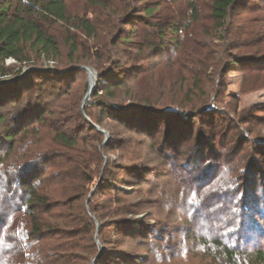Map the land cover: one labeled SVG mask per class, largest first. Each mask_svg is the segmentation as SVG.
Instances as JSON below:
<instances>
[{"label": "rangeland", "instance_id": "374dc122", "mask_svg": "<svg viewBox=\"0 0 264 264\" xmlns=\"http://www.w3.org/2000/svg\"><path fill=\"white\" fill-rule=\"evenodd\" d=\"M101 1L108 3V0ZM198 2V20L190 23L185 0H144L148 7L156 9L154 16L147 19L140 12L144 7L140 0H132L130 8L123 12H119L120 3L117 2L105 9L94 5L92 0L67 1L71 15L86 17L95 24L100 42L110 45L112 37L120 34L126 37L128 43L118 48L121 56L112 60L119 62L115 64L119 67L116 74L111 75L113 65L104 63V60L96 63L99 70H110L104 72L110 73L109 78L119 75L127 84L115 92L117 99L128 102L127 98L132 93L151 97L158 108L175 109L172 111L175 113L151 120L152 125L156 124L158 128L149 137L140 136L138 130L125 129L113 118L101 119L103 127L115 131L113 136L93 124L107 134V139L98 130L99 136L87 129L82 133L85 151L96 146L101 157L98 173L89 185L90 191L84 201L87 213L90 214L89 202L103 179L113 188L132 193L129 203L142 204L137 218H146L144 216L149 213L146 221L158 232L155 250L170 255L164 264H220L215 260L216 250L211 248L208 254L197 241L200 236H207L201 224L207 223L198 213L201 210H197L198 206H214L217 198L220 205L225 206L230 204L225 191L234 193V198L241 200L249 187L247 183L257 181L264 184V2L249 0L246 9L234 12L230 18L231 28L225 34L214 27L210 0ZM128 16L129 20H126ZM125 21L129 23L125 24ZM49 30L60 47L59 61L32 56L29 64H19L11 59L5 64L15 67L20 75L32 68L65 71L78 65L68 63L66 58L69 54L67 27L56 23ZM70 32L73 33L72 30ZM78 37L85 52L80 47L77 57L81 58L80 65H85L86 57L94 56V41L82 35ZM134 57H138L137 62L132 60ZM132 65H136L138 71L140 69L137 74L130 73ZM84 67L94 71L97 82L83 110L81 105L89 87V77L94 84L93 75L88 77L87 72L62 77L55 92L45 97L46 110L57 117L62 113L67 120L66 125L72 130L79 126L76 108L87 122L90 120L84 112L86 104H90L95 116L101 118L95 106L98 99L103 101L105 98L102 95L97 99L94 95H99L98 90L108 85L94 68ZM121 71L127 72L119 74ZM130 75L136 78L131 80L133 76ZM13 78L11 75L5 80ZM37 80L34 78L33 81ZM173 97L182 100L181 109L167 106V101L170 103ZM185 114L193 117L187 118ZM5 115L8 116L7 113ZM132 121L136 123V119ZM147 128L143 127L148 131ZM180 134L184 137L178 140ZM41 138L44 139L41 145H48L51 135L44 132ZM128 140L131 142V157L122 161ZM120 141L124 146L119 148ZM109 143L103 154L102 147ZM86 156L80 157L85 160ZM135 166L140 171L136 172ZM134 171L136 174L132 175ZM261 195L257 198L261 199ZM235 202L231 204L235 205ZM213 209L218 208L215 206ZM194 211H197L196 222H201V226L193 221ZM234 211L245 213L243 208ZM259 217L252 215L256 228L248 232L251 248L264 247L263 220L260 221ZM217 218L222 219L221 216ZM209 225L213 227L214 224ZM162 234L164 238H161ZM191 236L197 240L191 241ZM94 240L98 242L96 233ZM130 242L134 243V240Z\"/></svg>", "mask_w": 264, "mask_h": 264}, {"label": "trees", "instance_id": "16d2710c", "mask_svg": "<svg viewBox=\"0 0 264 264\" xmlns=\"http://www.w3.org/2000/svg\"><path fill=\"white\" fill-rule=\"evenodd\" d=\"M67 1L0 0V263L92 264L97 257L94 264H164L166 259H170V255L165 251L155 250V242L159 241L158 232L146 221L147 216L150 217L149 213L144 216L146 218H137L142 204L129 203L132 193L113 188L103 179L89 202L90 214L87 213L84 201L90 191L89 185L96 172L98 173L101 157L96 146L85 151L82 133L87 129L89 133L95 132L99 136L97 129L93 127L96 124L113 136L115 131L103 127L101 120L113 118L125 129L131 131L132 128V131L138 130L140 136L149 137L158 128L156 124L152 125L153 118L175 112L156 107L148 96L131 93L127 98L128 102L117 99L115 92L127 84L119 75L109 78L110 73L107 75L104 72L112 70L111 75L116 74L119 67L115 64L119 62L112 60L121 56L118 48L128 43L126 37L121 34L114 36L110 45L100 42L95 24L86 17L71 15ZM131 1L108 0V3H104L92 0V3L108 9L107 6L117 2L120 3L119 12H123L130 8ZM198 1L200 0H185L190 23L198 20ZM140 2L144 6L140 10L144 18H152L156 9L148 7L143 3L144 0ZM210 2V17L221 34L229 32L232 24L230 18L234 12L246 9L250 4L249 0ZM126 20H129V16ZM56 23L63 24L69 31L66 38L69 46L66 57L68 63L78 65L65 71L32 68L29 74L19 78L20 71L7 66V60L11 59L19 64H29L32 56L43 57L46 61L60 60L58 41L49 30ZM176 30L179 31V28ZM77 33L94 41V56L86 57L84 63L94 68L99 78H105L108 85L98 90L99 95H94L97 99L102 95L105 98L103 101L98 99V105L95 106L99 109L101 118L95 116L90 104L84 107L89 122L80 116L76 108L79 126H75L74 131L66 125L67 120L62 117V113L57 117L46 110L45 97L55 92L58 80L62 77L74 75L75 72H86L77 68L85 66L80 65L81 58L77 57L82 48ZM101 60L113 65V69L99 70L96 63ZM132 60L137 62L138 57ZM139 71L136 65L130 67L132 74ZM126 72L121 71L119 74ZM11 75L15 78L5 80ZM130 76H133L131 80L136 78L134 75ZM34 78L38 80L34 82ZM167 104L164 105L182 108V100L178 97L171 98ZM185 117L193 115L185 114ZM133 119H136V123H131L134 122ZM143 127H148V131ZM44 132L51 135L48 145H41L44 142L41 138ZM177 137L181 140L184 136L180 134ZM120 142L119 148L124 146ZM100 143L99 141L98 145ZM109 145L110 143L102 147L103 154ZM130 148L131 142L128 140L121 156L122 161L131 157ZM85 154L87 156L84 160L80 156ZM137 168L135 166L134 170L140 171ZM106 172L105 169V174ZM136 172H132V175ZM248 185L241 200L234 198V193L225 191L230 204L221 206L220 200L215 197L217 199L214 200V206L206 204L197 208L201 209L198 213L207 223L205 225L200 222L207 236H200V240L191 236V241L200 242L208 254L211 248L215 249V260L220 264H264V247L251 248L248 235L250 230L256 228L252 215L260 216L264 226V211L260 213L264 210V184L252 181ZM259 194H262L261 199L257 198ZM232 201H236L235 205L231 204ZM215 206L218 209H213ZM237 208H243L245 213L237 214L234 211ZM196 216L197 211H194V222L197 221ZM216 216H221L222 219H216ZM200 223L197 225L201 226ZM211 223L214 224L213 227L209 225ZM196 227L200 229L199 226ZM95 233L102 248L100 253L94 240ZM110 234L113 236H109ZM164 236L162 234L161 238ZM130 240H134V243Z\"/></svg>", "mask_w": 264, "mask_h": 264}, {"label": "water", "instance_id": "95a60500", "mask_svg": "<svg viewBox=\"0 0 264 264\" xmlns=\"http://www.w3.org/2000/svg\"><path fill=\"white\" fill-rule=\"evenodd\" d=\"M77 68L86 71L87 74H88V76L91 75V74H93V75H94V78H95V81H94L93 86L91 87L90 84H89V87H88L87 93H86V95H85V97H84V100H83V102H82L81 108H82V110H83V105L86 103V101L89 100L90 96L92 95V93H93V91H94V89H95V85H96V82H97V81H96L97 76H96V74L94 73V71H92L90 68H87V67H84V66H80V67H77ZM30 71H32V69H29V70L27 71L26 74L21 75L19 78H23L24 76H26L27 74H29ZM167 110H169V111H175V109H171V108H169V109H167ZM97 130L100 131V132H102V133H104V134H105V137H106V139H107V134H106L105 132H103L102 130H100L98 127H97ZM97 243H98V242H97ZM98 247H99V253L102 252V248L100 247V245H99ZM96 258H97V257H96ZM96 258L92 261V264H94Z\"/></svg>", "mask_w": 264, "mask_h": 264}, {"label": "bare ground", "instance_id": "6f19581e", "mask_svg": "<svg viewBox=\"0 0 264 264\" xmlns=\"http://www.w3.org/2000/svg\"><path fill=\"white\" fill-rule=\"evenodd\" d=\"M93 75V74H92ZM90 76V75H89ZM88 76V77H89ZM93 77H94V75H93ZM94 81H95V78H94ZM89 84H90V86L92 87L93 86V81H92V79L89 77Z\"/></svg>", "mask_w": 264, "mask_h": 264}]
</instances>
